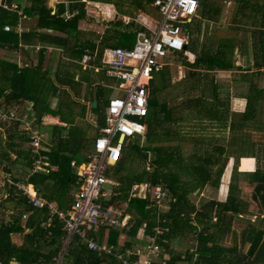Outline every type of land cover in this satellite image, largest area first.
<instances>
[{
	"label": "trees",
	"instance_id": "16d2710c",
	"mask_svg": "<svg viewBox=\"0 0 264 264\" xmlns=\"http://www.w3.org/2000/svg\"><path fill=\"white\" fill-rule=\"evenodd\" d=\"M71 1L77 5L68 4L66 10L64 5L59 4L54 15L43 6L39 9V26L57 31L62 36H38L34 32H26L18 37L12 31L5 32L3 28L6 19L3 14L12 16L10 22H16L18 14L0 8V47L17 49L21 41L31 42L30 37L38 36L39 42L61 47L68 56L78 55L81 59L85 53L95 50L100 53L104 47H118L111 46L113 39L119 44L127 37L135 36L133 32L118 33L115 28L122 23L117 20L109 23L107 34L102 38L103 42L99 41L102 44L100 49L93 42L82 43V31L78 25L85 17V4L79 0ZM102 2L113 5L119 15L134 18L135 12H145L153 0ZM260 2L232 0L233 5L225 20L227 28L233 30L234 34L219 38L214 36L212 38L215 42L212 38H206L205 43L200 45L199 36L203 33L201 30L206 36H212L215 29L227 26L218 20L222 15L219 1L208 0L202 3L200 0L196 16L186 24L191 25L194 19L197 20L191 32L186 28V49L173 53L170 56L173 64L163 66L150 82L148 113L141 121L146 125L144 135H135L126 140L120 161L109 167L105 174L116 193L110 199L116 205L126 203L125 212L130 215L132 222L124 227L118 226V230L110 227L106 230L101 228L97 233L88 232L87 238L92 237L99 244L105 242L107 246H112L113 253L123 255L124 259L133 264L139 259L136 254L138 248L133 244L139 243L138 232L145 225L144 234L153 239L160 249L156 257L158 264H264V85L259 82V77H264V3ZM66 11L69 12L68 18L64 16ZM28 12L30 11H24L27 14ZM250 17L252 19L248 26L252 29L251 39L247 41L246 32H249L244 21ZM249 42L252 66L236 65V56L249 57L246 48ZM38 55H41V50ZM43 60L41 55L37 66L22 69L8 66L7 63L0 65V111L7 110L12 103L28 100L33 104L32 111L38 128L48 127L45 122L49 115L59 116L61 122L67 123L70 118V104L66 103L63 111L60 100L56 110H53L50 108V98L56 95L60 87L80 85L74 81L75 74L70 73L68 67H62L63 71L58 68L51 79L48 70L40 69ZM172 66H181L188 70L187 77L193 81L190 89H199L200 97L175 106H169L165 101L167 98L159 101L161 92L170 84ZM65 71L67 72L64 73ZM216 72H232L237 89H241L240 95L231 96L230 88L216 83L213 78ZM222 92L225 93L224 98L221 97ZM232 97L246 99L243 112L230 109ZM93 100H96V107L93 109L90 106L91 112L103 115L102 106L107 103L102 87H96L93 97L88 100L90 105ZM191 106L196 109L197 120L202 119V115L209 117L208 120L214 123L220 135L217 137L215 134L211 139L203 138L202 135L195 140L192 152L185 154L180 144L187 137L183 135V121L179 112L189 111ZM193 120L197 121L196 118ZM55 123L52 120L49 124ZM99 126H103V122ZM52 128L56 129L54 126ZM15 129L13 122L0 123V133L7 135V143L2 149L4 156L0 154V165L6 159L9 161V152H14ZM95 133L96 136L100 134L98 129ZM78 138L81 135L73 132L69 138L58 135L50 143L49 150L34 154L35 159L47 155L51 163L57 166V171L36 173L28 178L41 197L48 202H55L62 211L69 209L74 202L70 192L77 178L70 168V162L72 158L80 162L82 156L79 151L81 147L75 150L70 141L73 139L78 142ZM137 141L140 143V167L133 174L134 161L128 157L126 149ZM170 142L178 145H166ZM22 155L31 163L30 153L28 155L19 152V156ZM247 156L256 159V169L253 171V168L252 173H240L237 169L239 159ZM230 158H233V167L225 200L193 201L192 198L199 196L206 186L219 188ZM87 159L85 156L82 163H86ZM243 164L240 163V166ZM246 166L245 162L244 167ZM229 170L230 166L222 178L223 193L226 191ZM239 170L244 171L242 167ZM183 174L186 175L185 179L182 178ZM142 182H147L153 188H161L165 194L161 207L155 204L152 190L146 191L142 196L131 197L132 186ZM240 182L252 185V192H243ZM0 202L5 206L6 202H14V209H11L10 214L6 213L9 209L0 205V261L5 264H55L60 257L66 232L62 220L56 216L51 217L46 208L34 209L22 197L16 200L0 198ZM25 214L26 220H23ZM121 221V218L118 219V222ZM242 221L246 226L238 234L234 225ZM185 240L190 242L189 246L182 251L174 249V244ZM243 247H247L246 251ZM126 250L132 253L129 257L125 256ZM62 258L65 264H122V261L114 257H99L95 251L88 250L86 242L78 239L72 241Z\"/></svg>",
	"mask_w": 264,
	"mask_h": 264
},
{
	"label": "built area",
	"instance_id": "2783aa9c",
	"mask_svg": "<svg viewBox=\"0 0 264 264\" xmlns=\"http://www.w3.org/2000/svg\"><path fill=\"white\" fill-rule=\"evenodd\" d=\"M199 4L200 0H153L160 20L153 27L146 26L150 33L137 32L131 49L106 48L103 51L101 67L98 69H106V73L119 80L120 84L116 90L118 93L116 92L108 103L105 125L99 130L100 134L94 141V148L87 155V162L80 166L71 163L78 169L80 190L69 209L62 211L56 204L40 197L32 188L7 179L9 187L23 193L34 209L46 208L51 217L56 216L64 223L66 232L63 237V248L55 264H62L64 252L75 239L86 242L88 250L117 258L122 264H131L123 255L113 253L112 246H107L105 242L96 243L92 237L87 238L86 235L88 232L97 233L101 228L117 229L118 226L124 227L128 222H132L130 215L125 212L126 203L116 205L113 204V199H110L116 193L105 174L109 167L120 161L124 142L135 135H144L146 125L141 121L148 113L150 82L165 65V59L185 49V25L196 16ZM126 22H129V19ZM5 30H8V27H5ZM29 124H26L27 129H30ZM32 134L31 145L35 152H38L41 136L38 130ZM47 160L48 157L43 156L35 160L32 172L41 171L48 165ZM146 169L150 170L148 167ZM9 187L2 188L0 198H9ZM146 191L153 193L155 204L161 207V200L165 194L160 187H150L147 182L134 184L131 197L142 196ZM26 216L23 215L22 219L26 220ZM120 218L122 221L118 222ZM144 228L145 225L138 232L139 243L133 244L138 248L136 254L139 258L133 264H158L156 257L160 249L153 239L144 234ZM142 241L144 243H141ZM131 254L130 250L125 251L126 257Z\"/></svg>",
	"mask_w": 264,
	"mask_h": 264
},
{
	"label": "crops",
	"instance_id": "0c3cea01",
	"mask_svg": "<svg viewBox=\"0 0 264 264\" xmlns=\"http://www.w3.org/2000/svg\"><path fill=\"white\" fill-rule=\"evenodd\" d=\"M80 2L85 4L84 10H85V17L82 20H87L86 16H87V5L91 4L94 5L96 8H100L97 10H108V13L113 14L116 16L115 21L120 20L121 21V26L115 28L118 33H126L129 34L130 32L135 33V36L133 37L134 42L130 43L127 41V39L123 40L121 43L124 46H118L115 48H122V49H131L134 46L135 43V37H136V33L140 32L139 29H143L142 31L146 32L147 34L150 33V31L148 30V28L146 27L147 25L149 26H154L156 25V22L153 18H151L150 16L147 15V13H150L153 11V9H156V14L160 17L158 10L156 7H154L153 2L151 4L150 7L146 8V11H138L135 12L134 14L136 15V18H129L126 16H121L117 13V11L115 10L114 6L111 4H107L105 2V0H94V1H88V0H79ZM260 2V0H259ZM66 5V10H67V6L68 4L70 6H73L75 4L72 3L71 0H0V8L3 10H6L8 12H12L13 14L17 13L18 17H17V21L13 22L10 19L12 18V16L7 15V14H3L5 15V26L3 28V30L5 32H14L15 34H17L18 37L21 36V34H25L26 32H34L36 35L41 34V35H48V36H62L63 34L48 29V28H44V27H40L38 24V13H39V9L41 8V6L47 8V10L50 11L51 15H54V13L57 10V6L59 5ZM260 3H264V2H260ZM77 5V4H75ZM89 5V6H91ZM31 9V10H30ZM30 11L27 13H24V11ZM67 13H69L68 11H66ZM76 13V12H75ZM72 14V13H71ZM103 14V13H102ZM100 15V13H99ZM89 16V13H88ZM253 17V16H252ZM252 17L249 18V20L244 21V26H246V28H248V32H246L248 40L250 41V31L252 30L248 25L250 24V19H252ZM109 18V17H108ZM127 19H129V22H126ZM114 20V19H113ZM114 21V22H115ZM107 22H111V19H108ZM109 23L108 25H106L105 29L101 32H96V31H89L86 32L84 30H82L81 28H78L80 31H82V35H81V42H93L94 44H96L97 46H99L98 49H100L102 47V44L99 43V41L102 40V38H105L106 34H107V29H109ZM5 27H8V30H5ZM39 36V35H38ZM38 36L36 37H30V41L28 42V40H26L25 42L21 41V43L19 44L17 49H13V48H8V47H4L1 48L0 47V65H4L5 63L8 64V66H14L17 69H22V68H27V67H35L37 66V64L39 63V60L41 59V55L42 57H44V60L42 62V65L40 66L41 71H47L50 73V78L53 79L54 77V73L56 70L59 71H63L61 68L62 67H68L70 73H74V81L76 83H79L80 85H76L78 87V89L80 90V93H83V99L82 102H80L82 105H86V118L89 121H91V117L93 116V113L91 112V107L94 109L95 107H93V102L96 100H93L91 105L90 102H88L87 99H91L96 91V87L100 86L103 88V90L105 88L109 89V90H113L115 91L114 95L116 94V90L119 88V84L120 81L117 79L112 78L111 76H109L106 73V69H98L99 67H101V58L103 57V51L106 49V47H104L102 49V51H100V53L98 52V50H95L92 53H85L81 59H74V56H67L64 58H60V56H58V52H63L64 49H62L61 47H56L55 45L49 44L48 42H39L38 41ZM186 36V43H187V35ZM31 38H34V40ZM105 42V40H104ZM117 43L114 39L111 40V43ZM114 48V47H111ZM247 48V52H248V58L244 59V64L243 66H248L251 67L253 64V60L251 58V44L249 42V44H247L246 46ZM97 49V48H96ZM186 49V46H185ZM41 50V55H38L39 51ZM39 59V60H38ZM64 60V62L62 61ZM165 65L164 66H170L172 63L171 61V57L169 56L167 59L164 60ZM241 64V62H237L236 65ZM180 67V66H178ZM52 68L53 71L50 72L49 69ZM161 71V70H160ZM159 71V72H160ZM67 71H65L64 73H66ZM157 72V73H159ZM156 73V74H157ZM230 73V72H228ZM219 73L216 72L213 74V78L218 75ZM261 78V80H259V82H262V85H264V77H259V79ZM109 79L112 82V85H107L105 82L106 80ZM153 79V78H152ZM233 80V79H232ZM152 81V80H151ZM215 81L217 83V79L215 77ZM73 85V84H71ZM232 86V85H231ZM58 87V86H57ZM61 90H67L69 91L68 86L67 87H60L59 91H56V95L52 96V98H50V108L53 110H56L57 104L60 101L59 97L60 95H62V91ZM118 93V92H117ZM240 91H238V93H236L237 95H240ZM112 95V97L114 96ZM111 98H108L106 100V105L102 106L103 107V115H102V122H103V126L105 125V117L107 114V107H108V103L110 101ZM233 100L236 101V109H233V111L235 112H243L245 110L246 107V99L244 98H240V97H232L230 99V103H233ZM32 106L33 104L28 101V100H21L18 104L16 103H12V106L8 107L7 110L4 109V111H0V123H10L13 122V125H16V129H15V135L13 136L14 138V152H9L8 156L10 157L7 161H2V164L0 165V193L2 192V188L3 187H9V184L7 182V179L12 180L13 182L16 183H22L25 186H28L29 188H32L36 193L37 191L35 190L34 186L30 183L29 181V175L32 174H36V173H43V172H51V171H57V166L53 165L50 161V158L47 155H43V157H48L47 163L48 165L45 166L41 171L38 172H32V165L34 163L35 160L39 159H35L34 154H36L37 152H35L34 148L31 145V142L33 140V134L32 132H35L38 130L40 136H41V142H39L40 144V149L38 150V152L40 151H46L49 150L50 147V143L52 142V140L55 138H57L58 135H60V137L63 138H69L70 134L72 133L71 131L69 132H65L63 129L64 128H68L67 123H63L60 120H55L56 123L54 125H51L49 123L48 127H44V128H50V127H55L56 129H54V131H57L56 134L52 135L51 138L46 137V134L43 133L40 129L43 128L42 126H40V128L37 127V120L35 118V114L32 111ZM91 106V107H90ZM98 116L100 117V115L98 114ZM59 119V116H56ZM96 119V118H95ZM85 118L83 119H78L77 121H84ZM70 122V121H69ZM77 122V123H78ZM27 123H30V129H27ZM92 125H94V122H92ZM71 126H73V124L71 123L69 125V127L71 128ZM103 126H99V124L97 123V125L94 128V134H95V130L97 131L100 130V128H102ZM32 130V131H31ZM100 132V131H99ZM76 135V133H74ZM81 135V140H87L88 134H89V129L87 127H84L83 130L81 131V133H77ZM93 134V135H94ZM96 136V135H95ZM94 136L93 142H92V149L89 150L88 152H85V147L87 146L86 144H81L78 143L76 141H70L71 143V147H74L75 150H78L79 147L80 148V155L81 157V161H76V159L71 160L70 162V168L71 170L74 172V174H76V178L77 181L76 183L73 185L70 195L72 196V199L74 201L77 193L80 190V182H79V177H78V169L73 167L71 165L72 162H74L77 166L82 165L83 159L85 158V156L89 155L93 148H94V141L96 139V137ZM7 135L4 133H0V152H1V156L3 155V148L5 147L6 143H7ZM70 146V145H69ZM19 152H23L24 154H28L30 153L29 159L31 157V163L29 162L28 159H26L27 157L19 156ZM68 156H70L69 154H67ZM80 160V159H79ZM246 162V167H244V164ZM231 163V164H230ZM240 163H244L242 166H240ZM31 164V165H30ZM13 166V167H12ZM230 166V170H229V175H228V180L226 183V191L225 193H223L221 191V186H222V178L225 176L228 167ZM232 167H233V158H230L223 176L221 178V182H220V186L219 188H213L210 186H206L201 193L199 194V196H197V198H195L194 201L198 202V201H203V200H216V201H224L226 198V194H227V190H228V184L230 182V176H231V172H232ZM239 167H242L244 171H240ZM254 168V170H253ZM238 172L240 173H252L253 171H255L256 169V159L252 158V157H243L239 159L238 162ZM246 170V171H245ZM253 170V171H252ZM241 186H242V190L245 193H250L252 192V185L246 183V182H240ZM208 192V193H206ZM8 194H9V199H13L16 200L19 197H22L25 199V201L28 202V200L26 199L25 195L23 193H21L20 191H18L16 188L14 187H9L8 188ZM38 194V193H37ZM40 196V194H38ZM41 197V196H40ZM43 198V197H42ZM44 199V198H43ZM47 201V200H46ZM48 202V201H47ZM49 203H54L55 202H49ZM2 203L0 202V205ZM13 206L12 208H8L6 207L4 204L1 205V207H5L6 209H9V212H6L7 214H10V211H12L11 209H14V202H12ZM29 204V203H28ZM57 206V205H56ZM0 207V211L2 210V208ZM58 207V206H57ZM254 219V218H253ZM118 230V229H116ZM99 232V231H98ZM104 233H106V231H104ZM17 242V241H16ZM83 242V241H82ZM85 243V242H83ZM124 243V241L122 242ZM97 253V255L99 257H112V256H106L103 253ZM0 264H5L3 261H0ZM10 264H16L15 262H11Z\"/></svg>",
	"mask_w": 264,
	"mask_h": 264
},
{
	"label": "rangeland",
	"instance_id": "374dc122",
	"mask_svg": "<svg viewBox=\"0 0 264 264\" xmlns=\"http://www.w3.org/2000/svg\"><path fill=\"white\" fill-rule=\"evenodd\" d=\"M204 1H208V0H202V3ZM219 1V5L221 6V10H222V15H220V23H222L223 25H227L226 23V15H228V11L230 10V7L233 5L232 0H217ZM88 4L87 5V16L86 19L87 20H81L79 22V28H81L82 30L89 32V31H96V32H101L105 29L106 25H108L109 22H107L108 19H111V22L115 21L116 16L113 14H109L108 10H97L100 9L99 7L96 8L94 5ZM66 8V5H65ZM89 13V16H88ZM100 13V15H99ZM103 13V14H102ZM148 16H150L151 18H153L156 22H158L160 20V17L156 14V9H153L152 12L147 13ZM109 17V18H108ZM133 17L136 18V15H134ZM114 19V20H113ZM197 22V20H193V23L191 25H186L185 28H188L189 31H192V28L194 26V23ZM227 26L221 27V28H217L215 29L213 35H209L206 36L204 31L201 30L203 33L200 34L199 36V43L200 45L205 43V39L206 38H212L215 36V38H219V37H227V36H232L233 30H229ZM98 32V33H99ZM213 39V38H212ZM127 41L130 43L134 42L133 36H129L127 37ZM214 41V39H213ZM215 42V41H214ZM124 46L122 44H116L113 43L111 44V46ZM197 49V48H196ZM198 49H200V46L198 47ZM67 53L64 52H58V56H60V58H64L66 57ZM243 55H238L235 57V59L237 60V62H241V65H245L244 64V59L242 57ZM74 59H79L78 55H74ZM64 62V60H62ZM50 72L53 71L52 68L49 69ZM187 72L188 70H186L184 67H177V66H172L171 68V81L170 84L167 86L166 89H163V91L160 94L159 97V101H164V99H166L165 101L168 102L169 106H175V105H180L181 102H185L189 99H195L197 97H200L201 93L199 89H190L193 85V81L188 79L187 77ZM233 73L230 72H219L218 75H216V79H217V83L219 85H221L224 88H230L232 94L231 96L236 95V93H238V91H241V89H237L238 87H236L237 82H234L233 79ZM214 77V79H215ZM107 85H112L111 80L107 79L105 82ZM232 85V86H231ZM69 91L64 90L62 91V95H60L59 99L61 100L62 103V110L65 111V104L69 103L70 104V118L67 121V124H73V126H71V129L68 125V128H64L63 130L66 132L72 131L73 133H80L84 127H87L89 129V134L87 137L86 141H82L81 138H78L77 141L80 142L82 144H86L87 146L85 147V152H88L89 150L92 149V142L94 139V136L96 135V133L94 134V128L95 126L98 124H100L102 122V113L100 114V117L98 116V114H94L91 117V121L88 122L87 118H86V109L84 108L85 106L82 105L80 102H82L83 99V93L79 92V89L76 85H70L69 87ZM113 90H109L107 88L104 89V98L107 100L108 98H111L113 95ZM225 93L222 92L221 93V97L224 98ZM89 100V99H88ZM57 108V107H56ZM236 109V101L233 100V103H230V109L232 110ZM103 110V109H102ZM233 111V110H232ZM179 115L182 116V131H183V135H186L187 138H184V143L180 144L183 147L184 153L185 154H190L192 152L193 149V144L195 142V140L199 139L202 135H204L203 138H207V139H211L213 136H215V134L220 135V133L218 134L217 130H216V126L214 125V123H212V121L210 122L208 119L209 117H206L202 115V119H198L197 120V115H196V109L193 108L192 106L189 108V111H184L182 113L179 112ZM196 115V116H195ZM178 116V115H177ZM83 119L85 118L84 121H80L78 122V119ZM96 118V119H95ZM197 121H194L193 119H195ZM52 120H59L57 117H47L46 122L45 123H50ZM70 121V122H69ZM78 122V123H77ZM92 122H94V125H92ZM54 128L50 127V128H41L40 130L46 134V137L51 138L52 135L56 134L57 131L53 130ZM173 129L175 130V126L173 125ZM96 131V130H95ZM94 134V135H93ZM166 145H173L176 146L178 145V143L176 142H170L167 143ZM140 143L139 141H137L134 145L132 144L131 146H129L126 149V154L129 155L128 157H131L134 161V164L132 166V168L134 170H132L133 174H136L138 172V168L140 167V160H139V154H140ZM1 154V152H0ZM13 167V166H12ZM110 172V169L108 170V173ZM125 173H127V171H124ZM186 176L185 174H183L182 178L185 179ZM208 193V192H206ZM197 198V197H194ZM192 198V200L194 201L195 199ZM208 200V199H206ZM13 204L11 202H6V207L8 208H12ZM253 209V208H251ZM246 226L245 222H241V223H235L234 228L236 230V232L239 234L244 227ZM17 241H19V239H17ZM189 241L185 240L182 241L181 243H177L174 244V249H177V251H182L185 247L189 246ZM247 247H243V250L246 251ZM62 264H65V262Z\"/></svg>",
	"mask_w": 264,
	"mask_h": 264
},
{
	"label": "clouds",
	"instance_id": "9594fccd",
	"mask_svg": "<svg viewBox=\"0 0 264 264\" xmlns=\"http://www.w3.org/2000/svg\"><path fill=\"white\" fill-rule=\"evenodd\" d=\"M58 4H59V3H58ZM64 16H65L66 18H68V17H69V13L65 12ZM70 17H71V15H70Z\"/></svg>",
	"mask_w": 264,
	"mask_h": 264
},
{
	"label": "water",
	"instance_id": "95a60500",
	"mask_svg": "<svg viewBox=\"0 0 264 264\" xmlns=\"http://www.w3.org/2000/svg\"><path fill=\"white\" fill-rule=\"evenodd\" d=\"M93 107H95L96 106V103H95V101L93 102V105H92Z\"/></svg>",
	"mask_w": 264,
	"mask_h": 264
}]
</instances>
